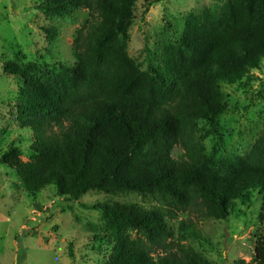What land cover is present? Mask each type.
I'll return each mask as SVG.
<instances>
[{
  "label": "trees",
  "instance_id": "16d2710c",
  "mask_svg": "<svg viewBox=\"0 0 264 264\" xmlns=\"http://www.w3.org/2000/svg\"><path fill=\"white\" fill-rule=\"evenodd\" d=\"M139 2L35 0L52 19L78 22L84 12L88 18L76 33L75 62L46 70L4 63V73L20 82L11 108L33 142L29 161L10 146L0 166L29 197L51 186L55 197L70 202L91 191L108 197L83 205L104 222L95 246L86 247L104 250L102 264H218L187 243L174 244L176 235L200 237L194 221L182 220L177 232L176 220L195 211L202 220L226 221L258 191L264 225V122L243 155L219 156L206 145L220 135L218 117L229 106L221 84L246 78L249 86L264 60V0L188 12L178 38L147 45L143 60L129 48ZM147 2L145 12L158 0ZM62 29L60 22L42 27L51 46ZM132 196L141 201H127ZM254 239L250 262H225L264 264V231Z\"/></svg>",
  "mask_w": 264,
  "mask_h": 264
},
{
  "label": "rangeland",
  "instance_id": "374dc122",
  "mask_svg": "<svg viewBox=\"0 0 264 264\" xmlns=\"http://www.w3.org/2000/svg\"><path fill=\"white\" fill-rule=\"evenodd\" d=\"M227 1L158 0L145 12L148 2L140 0L136 8L138 19L129 32L131 55L143 60L147 45L154 48L160 42L178 38L183 15L220 8ZM87 18L88 13L84 12L78 22L56 20L36 9L35 0H0V156L10 146H16L22 150L20 161L27 162L33 142V133L21 128L11 108L20 82L4 73V63H36L46 70V64L75 62L74 40ZM52 22L63 25L61 38L53 46L42 30ZM252 74L247 87L246 78L221 84L222 91L229 96V106L218 117L220 135L206 141L208 150L219 156L243 155L251 149L262 129L264 60ZM175 156L183 157L180 147L175 149ZM16 180L14 173L0 166V264H102L104 250L88 251L86 247L95 246L93 237L101 234L104 222L99 212L83 205L104 202L108 197L91 191L78 202H70L55 197V186H51L33 198L15 188ZM127 201L141 200L132 196ZM261 204L262 197L256 191L251 204L245 206L240 200L226 221L202 220L195 211L179 215L177 232L182 220H192L199 227L200 237L183 240L176 235L174 244L187 243L218 264L236 258L250 262L255 253L254 235L264 231V225L259 223Z\"/></svg>",
  "mask_w": 264,
  "mask_h": 264
}]
</instances>
